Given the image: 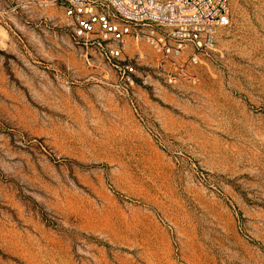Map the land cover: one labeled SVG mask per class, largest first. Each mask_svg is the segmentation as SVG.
<instances>
[{
  "label": "rangeland",
  "instance_id": "1",
  "mask_svg": "<svg viewBox=\"0 0 264 264\" xmlns=\"http://www.w3.org/2000/svg\"><path fill=\"white\" fill-rule=\"evenodd\" d=\"M60 1L0 0V264H264V0L191 80Z\"/></svg>",
  "mask_w": 264,
  "mask_h": 264
},
{
  "label": "built area",
  "instance_id": "2",
  "mask_svg": "<svg viewBox=\"0 0 264 264\" xmlns=\"http://www.w3.org/2000/svg\"><path fill=\"white\" fill-rule=\"evenodd\" d=\"M80 39H100L119 58L130 37L144 39L160 64L173 66L184 78L192 67L214 56L217 31L230 24V0H61ZM114 43L119 46H114ZM128 79L135 73L125 67Z\"/></svg>",
  "mask_w": 264,
  "mask_h": 264
}]
</instances>
